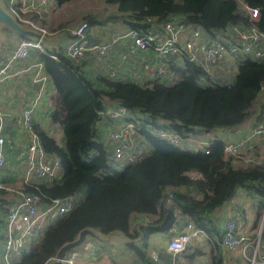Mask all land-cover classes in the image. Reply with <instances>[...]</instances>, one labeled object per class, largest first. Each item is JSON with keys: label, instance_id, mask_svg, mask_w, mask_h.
Segmentation results:
<instances>
[{"label": "trees", "instance_id": "1", "mask_svg": "<svg viewBox=\"0 0 264 264\" xmlns=\"http://www.w3.org/2000/svg\"><path fill=\"white\" fill-rule=\"evenodd\" d=\"M56 1L66 5L74 0ZM103 3L116 11L99 18L85 17L90 30L96 27L115 33L111 29L116 31L120 26L145 35L158 31L173 16L199 29L210 40L228 38L234 28L264 32V0H103ZM248 9H256L258 17L251 20ZM30 19L40 27L47 25L42 16L33 15ZM65 30L68 31L62 27L56 32ZM94 35L89 34L93 42L97 40ZM11 36L4 40L9 48L11 41L18 38L14 33ZM33 54L43 63L47 84L56 94L45 120L48 126L61 127L62 139L58 142L50 127L38 122L33 128L45 152L59 158L62 173L51 183H39L37 188L26 191L39 194L44 202L72 197L74 206L52 221L13 264H46L62 246L76 240L86 229L101 238L122 236L131 254L125 264H173L168 252L160 253L159 263L148 256L149 239L157 233L180 234L189 223L202 230L206 243L219 253L224 223L216 212L239 189H244L251 198L256 214L254 229L263 220L264 241V142H261L264 134L238 154L227 155L226 141L220 138L209 139L206 150H193L173 146L151 133L161 130L181 138H200L218 131H237L246 122H250L248 127L252 130L264 119V104L260 101L264 94V57H240L235 68L225 70L219 66L206 70L199 61L189 60L185 55L157 61L150 49L124 62V66L137 68L139 78L129 79L118 73L122 66L111 75L118 63H103L108 57L97 63L88 55L75 62L62 49L55 53L56 60L37 51ZM144 54H151L155 63L141 62ZM137 59L140 61L133 64ZM146 64L151 68H145ZM159 65L165 67L162 74L153 68ZM121 107L136 120L146 152L141 160L119 166L109 163L110 151L98 129L102 121L100 113ZM7 137L10 169L14 157L10 156L9 146L13 144L14 132ZM9 205L0 191V226ZM103 249L95 247L96 252ZM202 254L198 248H187L182 253L189 261ZM212 259L213 264H221L218 255Z\"/></svg>", "mask_w": 264, "mask_h": 264}, {"label": "built area", "instance_id": "2", "mask_svg": "<svg viewBox=\"0 0 264 264\" xmlns=\"http://www.w3.org/2000/svg\"><path fill=\"white\" fill-rule=\"evenodd\" d=\"M4 3L18 24L43 37L49 38L55 35L54 32L35 24L30 17L53 14L58 11L62 5H59L56 0H4ZM103 6L108 10L98 14L99 17L116 11L113 7ZM248 13L251 20L258 17L256 9H248ZM118 28L120 26H117L116 33L109 38L97 39L93 42L89 34L94 32L90 30L87 20H83L80 25L68 30L70 39L61 48L62 52L75 62L83 60L88 55L98 63L107 58L121 44H126V50L120 56L117 68L111 73L112 76L116 70L126 64L124 62L135 58L139 52L145 53L150 49L157 61L185 55L189 60L199 61L206 70L219 66L225 70L235 68L237 59L240 57L252 59L264 57V32L256 28L248 30L234 28L228 38L221 37L217 40L208 39L209 37L201 33L199 29L183 24L173 16H170L158 31L145 35ZM15 38V41H11L10 48L8 44L0 46V93L4 84L18 83L23 76H29L30 83L37 87V90L34 91L32 86L29 87V95L24 96L19 112L14 106L0 102V191L10 202L8 213L0 226V264H13V261L28 249L30 243L45 232L52 221L68 213L74 206L72 197L44 202L39 194L26 191L27 188H37L39 183H51L62 173L59 158L45 152L33 128L37 123L36 113L45 93L47 76L43 63L32 55V52L44 53L50 59L56 60V51H45L40 41ZM145 68H151L150 64H146ZM153 68L160 74L165 69L162 65ZM15 97H17L16 92ZM99 115L102 120L99 127L104 121L116 124L108 132L106 141L110 151L109 163L120 166L141 160L146 148L134 117L122 107ZM10 132H14L13 144L9 146L14 163L9 169L6 146L7 135ZM151 133L180 148L206 150L209 144L205 140L204 143L201 142L199 138H181L169 131L153 130ZM263 134L264 119L244 135H233L225 142L224 152L227 155H236L248 144L257 142ZM53 136L56 137L55 134ZM262 228L263 220L252 238L245 233L243 223L237 217L231 216L224 222L221 248L228 255L239 254L248 264H264ZM203 239H206V236L202 230L193 223L187 224L180 234L172 237L168 242L167 249L173 264L187 247ZM52 260L54 258L46 264ZM64 264L123 263L108 252L95 254L75 252L67 256Z\"/></svg>", "mask_w": 264, "mask_h": 264}, {"label": "crops", "instance_id": "3", "mask_svg": "<svg viewBox=\"0 0 264 264\" xmlns=\"http://www.w3.org/2000/svg\"><path fill=\"white\" fill-rule=\"evenodd\" d=\"M50 16H51V14H46V15L43 14L42 17H44V19H47ZM116 29H117V27H116ZM118 29L119 30H126L123 27H120ZM91 31L94 32V34H95L94 37L96 39L100 38V40H105V39L109 38L110 36H112L113 34L116 33V31H115V33L110 32V29L109 30H105V29H99V28L98 29H94V30L92 29ZM54 33H55L54 36L49 37L51 39L48 42V45L50 47H52V48L53 47H58L59 49H61L63 47V45L67 41H69L70 38L69 37L67 38L65 33L62 34V36L61 35H57L56 31ZM57 37H59V38H57ZM125 45L126 44H121L118 48H116L113 51V53H111L108 56L107 62L109 64H111V65L113 64L114 65V64L118 63V61L120 60V56L126 50L125 49ZM151 60H152V55L151 54H144L141 57V62L145 63L146 61H148V62L155 63V61H151ZM139 61H140V59H137L133 64H137ZM133 69H134V71H133ZM135 70H137V68H134V67L132 68L131 66L128 67V71L126 70V71L123 72L124 73V75H123L124 78H129V79H137V78H139V76L137 75V72ZM25 77H26V80L23 79ZM25 77L23 76L18 83H14V82L10 83V84H20L21 80L23 79L22 82L25 84V86H23L22 88H19V89H16V90L15 89L14 90H10L9 89V92H7V91L5 92V86H7V84L6 85L4 84V86L1 89L2 96H1L0 102L2 104L8 105V106H11V105L14 106L17 112L20 111L19 109L22 108V105H17L15 103V101H17V97H15V92L25 91L24 94H26L28 96L29 92H30V89H29L30 86L33 87L34 91L37 90V87H34L32 85V83H30V80H31L30 77L29 76H25ZM27 84H28L29 87L26 86ZM49 89L52 91L53 99L48 98V96L46 95V94H48V90ZM7 93H8L9 97L6 96ZM43 95L44 96L42 97V101L40 103L39 109H38V111L36 113V122L38 121V118H37L38 112H42L44 110L49 112L50 110H52V108H53V100L55 99V95L56 94H55V91L53 90L52 86L49 85V84H46L45 93ZM260 101L264 104V94L262 95ZM249 125H250V122H246L245 124L241 125L237 129V131H232V130L231 131H218L216 134L204 135L203 137H205L206 139H211V138L215 137V138H220L223 141H227V140L231 139L233 137V135H239V136L244 135L247 132V128H248ZM251 203H252V201H251V198L249 197L248 193L244 189H239L237 191L236 196H234L231 199V201L228 202L226 205H224L219 210H217L216 214L222 220L221 221L222 224L224 223V221L227 218H229L231 216L237 217L238 220L243 223L245 233L248 234L249 236H254L256 234V229H257V228L254 229V221H255V215L256 214H255V211L251 207ZM176 235H178V234L174 233V231H172L170 233H165V234L157 233V234L152 235L150 237V239H149V246H148V250H147L148 256L150 258H152L154 261H158V257L160 256L159 252H161V250L159 249L160 243L165 238H169L171 236L174 237ZM114 236H116V235H114ZM116 237H118V236H116ZM111 238L108 241H106L104 244L102 243L104 249L101 250L100 252H96L95 251V247H99L98 243L89 240L85 244V248L81 249V250H78L76 253H78V252H86L88 254H95V253H101V252H109V253L113 254V252H114L113 248L105 247V245L110 242ZM204 240H206V239H204ZM201 242L194 243V244L190 245L189 247H187V248H192V249L193 248H198V249H200L202 251L203 254L201 256H199L198 258L196 257L195 259H193V260H195V262L193 260L189 261L188 259H186V257L182 256L183 258H185V260H181L180 258H177L178 262L176 264H195V263L200 264L201 261H203L201 264H213V259L212 258H213L214 255L215 256L216 255L219 256L221 264H247V262H244L242 260V258L240 257V255L237 254V253L232 254V255H228L221 247L219 248V253H215V252H213V248H212L211 245L206 244V243H204V245H199ZM190 251L191 250L188 249V252H190ZM165 252L166 253L168 252L167 247H166ZM119 259L121 260V262L123 264H125V259L120 258V257H119ZM158 263H159V261H158Z\"/></svg>", "mask_w": 264, "mask_h": 264}, {"label": "rangeland", "instance_id": "4", "mask_svg": "<svg viewBox=\"0 0 264 264\" xmlns=\"http://www.w3.org/2000/svg\"><path fill=\"white\" fill-rule=\"evenodd\" d=\"M238 1L241 2L242 0H238ZM0 5L2 6V8L6 12H8V10L6 8V5L4 3V0H0ZM103 5H104L103 0H74V1H72V2H70L68 4H66V5H62L61 8L58 11L54 12L53 14H51L50 17L45 19V22L47 24V25H45V28L50 30L51 32L58 31L62 27L63 28H67L68 30L72 29V28L80 25L83 22V20H86L85 17H95V18L98 17L99 18V16H97L98 14L104 12L105 10H108ZM93 28L95 29L96 27H93ZM111 30L113 32H115V28H112ZM0 31H1L0 32V37H1L0 39H2L1 42L3 43V46H6L7 45L6 43L8 42L7 40H9L12 37L11 36V32L8 29H6L5 27H3L2 25L0 26ZM64 33L66 34V37L68 38L69 34H68V31H66V30L64 32H57V35H61L62 36V34H64ZM5 39H7V40L5 42H3V40H5ZM15 40H16V38L13 39L12 41H15ZM32 53H34V52H32ZM32 55H34V54H32ZM92 61L96 62V60H94V59ZM103 63H108V62L106 60ZM126 70L128 71V66H123L121 68V70L118 71V73H121L122 75H124L123 72L126 71ZM23 79L26 80V78H23ZM22 80H21L20 84H8L7 86H5V92L8 89L14 90V89H19V88H22L23 86H25V84L22 82ZM26 86L29 87L28 84ZM16 93H18V97H17V101H15V103L17 105H22V101H23L24 96L25 97H28V96L26 94H24L25 91H20V92H16ZM46 95L48 96V98L53 99V94H52V91L50 89L48 90V94H46ZM53 102H54V100H53ZM47 113L48 112L45 111V110L42 111V112H38V114H37L38 121L37 122L40 123L42 126H45V127H48V128L50 127V131H52L55 134L56 140L58 142H60V140L62 139L61 127L58 124H54L52 126L51 125L48 126L47 120H45V119H47V117H46ZM115 125H116L115 123H112L110 121H104L102 123V125L100 126V128L98 129V131L100 132V134L102 135V137H103V139L105 141H107L108 132ZM248 130H249V127L247 128V131ZM199 140L201 142H203V143H204V140L209 142V139H206L205 137H201V138H199ZM261 142H264V137L261 140ZM261 142L259 143V146H261V144H263ZM263 215H264V212H263ZM261 221L262 220H260L258 225L261 224ZM256 232H257V229H256ZM172 237L173 236H171L169 238H165L160 243L159 249L161 250V252H165L166 247L168 245V242H169V240ZM204 243H206V240L203 239V241L199 245H204ZM105 247L113 248V250L115 252V253L113 252V255H115L117 258L120 257V258L126 259V258H128V256L131 255L129 252H127L124 240L122 238H120V237L113 236L111 238L110 242L105 245ZM84 248H85V245L80 247L78 250H81V249H84ZM161 252H159V253H161ZM182 256L183 255L181 254L177 258H180L181 260H185V258H183ZM242 260L244 262H246L243 258H242ZM193 261L195 262V260H193ZM177 262H178V260H177ZM202 262L203 261H201L200 264ZM195 264H197V263H195Z\"/></svg>", "mask_w": 264, "mask_h": 264}, {"label": "water", "instance_id": "5", "mask_svg": "<svg viewBox=\"0 0 264 264\" xmlns=\"http://www.w3.org/2000/svg\"><path fill=\"white\" fill-rule=\"evenodd\" d=\"M5 27L8 29L11 33H14L16 36H18L21 39H26L30 41H40L41 44L43 45V48L45 51L51 52V51H56L59 50L58 47H50L48 45V42L50 41L51 38L48 37H43L39 33L35 31H31L28 28L20 25L17 23V21L8 13L6 12L2 6L0 5V26ZM1 32V31H0ZM1 38V37H0ZM59 38V37H57ZM2 39H0V46H2ZM4 42V40H3ZM2 43V44H1ZM264 217V215H263ZM114 235L122 238L124 240V243H126L125 239L117 234H112L108 235L104 238H101L95 231L93 230H82L77 239L65 244L62 246L56 253L54 260H52L48 264H64L65 259L67 256L71 253H75L78 251L80 247L85 245L89 240L97 242L99 247L103 246V244L108 241L111 237ZM103 243V244H102Z\"/></svg>", "mask_w": 264, "mask_h": 264}]
</instances>
